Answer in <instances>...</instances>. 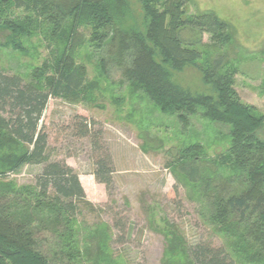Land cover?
Masks as SVG:
<instances>
[{
    "label": "trees",
    "instance_id": "16d2710c",
    "mask_svg": "<svg viewBox=\"0 0 264 264\" xmlns=\"http://www.w3.org/2000/svg\"><path fill=\"white\" fill-rule=\"evenodd\" d=\"M188 2L138 0L137 23L127 0H0L7 45L19 47V38L39 31L48 49L45 64L27 82L0 69V264L119 262L110 246L114 229L123 227L79 220L82 209L93 206L66 161L50 159L41 125L51 98L75 105L87 101L86 68L76 61L86 49L102 76L117 72L119 85L175 119L182 130L197 117L227 130L226 147L214 158L192 144L169 164L181 181L194 186L206 224L220 241H172L184 264H264V112L240 99L235 70L220 53L199 66L206 93L192 94L173 83L172 72L202 58L200 41L187 42L184 32L209 35L217 49L230 42L226 21L212 13L186 16ZM12 13L24 19L8 17ZM95 126L76 116L72 132L88 140L91 175L108 189L112 159ZM26 165L42 166L34 185L8 179Z\"/></svg>",
    "mask_w": 264,
    "mask_h": 264
},
{
    "label": "rangeland",
    "instance_id": "374dc122",
    "mask_svg": "<svg viewBox=\"0 0 264 264\" xmlns=\"http://www.w3.org/2000/svg\"><path fill=\"white\" fill-rule=\"evenodd\" d=\"M127 2L131 16L140 23L138 0ZM184 11L186 16L212 13L226 21L230 42L217 49L209 35L184 32L187 42L200 41L196 48L202 58L196 65L172 72L173 83L192 94L206 93L199 66L220 53L235 70L234 89L240 99L264 112V0H189ZM17 14L8 17L24 19ZM9 34L0 28V69L27 82L32 72L45 64L47 42L36 31L19 38L20 46L12 48L7 45ZM86 50L85 54L79 52L76 61L86 68L87 101L75 105L51 98L41 119L48 134L50 159L67 161L84 180L86 200L93 209L84 207L79 220L90 226L106 223L123 227L114 229L110 246L119 261L116 264H184L172 244L181 239L190 244L212 241L218 245L219 239L196 202L194 186L181 181L169 164L179 150L192 144H199L207 158H214L226 147L227 130L200 117L192 118L190 126L182 130L175 119L132 94L128 86L119 85L117 72L102 76L96 57ZM76 116L93 121L103 133L114 170L108 189L89 177L94 167L91 149L88 140L72 132ZM41 168L26 165L8 179L17 185H34Z\"/></svg>",
    "mask_w": 264,
    "mask_h": 264
},
{
    "label": "crops",
    "instance_id": "0c3cea01",
    "mask_svg": "<svg viewBox=\"0 0 264 264\" xmlns=\"http://www.w3.org/2000/svg\"><path fill=\"white\" fill-rule=\"evenodd\" d=\"M66 163H67L68 166H70L71 168H73L67 161H66ZM76 174L78 175V178H79V181H80L81 186L84 188L85 187L84 186V183H83L84 180H82V177L78 173H76ZM89 177H91L92 180L94 181L93 176L91 175V173L89 174ZM85 182H88V181L85 180Z\"/></svg>",
    "mask_w": 264,
    "mask_h": 264
}]
</instances>
